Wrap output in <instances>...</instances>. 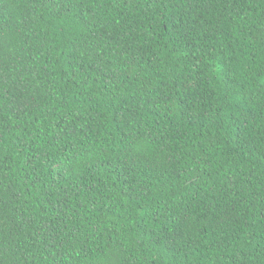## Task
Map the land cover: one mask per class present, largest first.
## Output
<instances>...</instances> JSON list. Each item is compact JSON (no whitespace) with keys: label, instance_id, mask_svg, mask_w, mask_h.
<instances>
[{"label":"trees","instance_id":"16d2710c","mask_svg":"<svg viewBox=\"0 0 264 264\" xmlns=\"http://www.w3.org/2000/svg\"><path fill=\"white\" fill-rule=\"evenodd\" d=\"M0 264H264V0H0Z\"/></svg>","mask_w":264,"mask_h":264}]
</instances>
